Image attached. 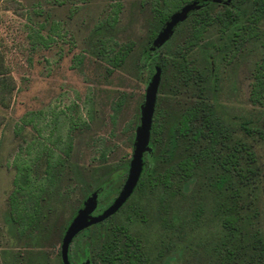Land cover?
I'll return each instance as SVG.
<instances>
[{
	"label": "rangeland",
	"instance_id": "374dc122",
	"mask_svg": "<svg viewBox=\"0 0 264 264\" xmlns=\"http://www.w3.org/2000/svg\"><path fill=\"white\" fill-rule=\"evenodd\" d=\"M180 1L0 0V264H62L64 232L83 202L97 193L98 212L117 196L157 64L162 79L155 113L161 131L150 142L145 166L153 157L158 174L186 153L178 117L188 105L207 101L256 153L262 174L250 197L256 193L252 204L264 235V103L252 96L257 66L264 61V16L253 23L237 21L227 32L214 19L196 38V18L203 16L192 14L197 10L206 8L215 17L234 4L248 11L247 19L256 7L254 0L203 4L145 57L166 22L152 37L158 12L169 18L195 0L172 9L171 3ZM174 61H185L184 69ZM244 124L256 131L247 134ZM196 182L194 176L183 182V191L189 194ZM144 191L74 238L73 264H109L98 251L107 229L121 220L140 236L146 264H211L208 245L189 252L184 241L156 257L163 237L160 213ZM130 203L141 208L126 220ZM213 230L211 224L202 235L208 239ZM186 238L195 241L192 234Z\"/></svg>",
	"mask_w": 264,
	"mask_h": 264
},
{
	"label": "trees",
	"instance_id": "16d2710c",
	"mask_svg": "<svg viewBox=\"0 0 264 264\" xmlns=\"http://www.w3.org/2000/svg\"><path fill=\"white\" fill-rule=\"evenodd\" d=\"M186 1L188 0L172 2L171 7L177 9ZM199 1L202 5L214 3L212 0ZM254 5L256 7L247 19L244 17L248 11H241L234 4V7L227 6L223 13L215 17L209 15L206 8L197 10L192 14L203 16L196 18L199 24L194 33L196 38L200 37L207 24L214 19L220 21L223 32L230 30L237 21L255 22L264 16V0H254ZM158 13L160 16H155L152 37L169 16L168 13ZM242 26L246 29V24ZM238 34L239 31H235L234 35ZM194 42L195 40L191 41ZM147 49L144 56L150 57L153 51ZM126 51L120 57H115V64L125 58ZM174 62L179 69L185 66V61ZM257 69L252 96L255 102L264 103V61ZM157 117L158 112L153 119L152 144L158 137L156 134L161 131V124L156 122ZM242 127L247 134L256 131L245 124ZM176 130L185 144L184 148H187L186 153L167 164L158 174L154 173L155 160L149 156V164L143 171L146 177H141L134 191L144 193V190H149L146 197L151 196L160 213L157 222L160 236L163 237L157 245L159 249L155 252L156 257L161 258L184 241L189 252L208 245L211 264H264V235L256 223L259 212L252 204L256 193L250 197V193L255 192L259 186L262 172L252 145L245 139L234 136L209 103L202 100L181 111ZM201 141L204 143L201 144ZM193 176L197 178V185L187 194L183 191V182ZM130 204V212L125 214L126 220H131L140 212L141 207ZM211 224L215 230L206 239L202 232ZM98 225L100 223L94 226ZM187 234H192L195 241L186 243ZM141 246L140 236L128 230L125 220H121L107 229L98 256L109 264H146L148 252ZM81 253L79 256L76 254L78 259L81 258ZM70 258L74 259L75 254L72 253Z\"/></svg>",
	"mask_w": 264,
	"mask_h": 264
},
{
	"label": "water",
	"instance_id": "95a60500",
	"mask_svg": "<svg viewBox=\"0 0 264 264\" xmlns=\"http://www.w3.org/2000/svg\"><path fill=\"white\" fill-rule=\"evenodd\" d=\"M206 1V0H204ZM223 4H229L231 0H212ZM202 4L199 0L188 2L174 12L164 23L156 34L152 45L147 51H154L173 33V31L189 16L190 12L198 9ZM162 79V67L155 66V71L151 76L146 91L145 100L141 106L140 123L136 130L133 143V153L130 159L129 170L125 182L117 196L112 202L100 211L97 210L98 194H91L83 205L77 210L69 225L67 226L61 243L60 255L63 264H73L70 258V245L74 238L86 228L105 221L129 200L134 193L145 167V153L151 151V132L153 118L156 109L158 90Z\"/></svg>",
	"mask_w": 264,
	"mask_h": 264
}]
</instances>
